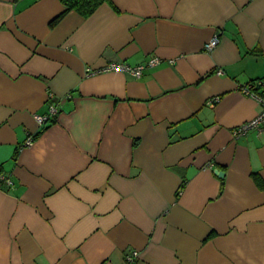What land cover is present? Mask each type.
<instances>
[{
	"label": "crops",
	"instance_id": "0c3cea01",
	"mask_svg": "<svg viewBox=\"0 0 264 264\" xmlns=\"http://www.w3.org/2000/svg\"><path fill=\"white\" fill-rule=\"evenodd\" d=\"M63 11L0 0V264H264V131L232 137L262 109L264 0Z\"/></svg>",
	"mask_w": 264,
	"mask_h": 264
},
{
	"label": "built area",
	"instance_id": "2783aa9c",
	"mask_svg": "<svg viewBox=\"0 0 264 264\" xmlns=\"http://www.w3.org/2000/svg\"><path fill=\"white\" fill-rule=\"evenodd\" d=\"M219 42H220L219 38L214 37L204 45V50L206 52L213 51L219 45ZM161 63L162 62L160 58L157 57H151L146 63L140 64L138 66H130L121 62H112L98 71H89V73L97 74V73H109V72H122L131 75L135 78H141L144 75L145 71L161 65ZM169 63L173 64L174 62L171 61ZM217 74L222 75L223 72L219 71L217 72ZM263 87H264V81L262 80V81H254L248 83L240 89V92L243 95L257 100L261 104L262 109L260 113L256 116V118L232 130V137L234 140H239L245 137L251 131H257L259 133H262L264 131V96L260 92V90ZM218 101H219V97H216L210 102V104L215 105L216 103H218ZM58 112H59V108L57 106H51L47 115L36 116L35 120L39 126L41 127L45 126L47 123H49L56 117ZM32 144H33V138L30 137L26 142V146H30ZM0 184L11 186L12 182L6 176L0 174ZM139 257H140L139 252L130 251L126 254L125 264H136L137 261L139 260Z\"/></svg>",
	"mask_w": 264,
	"mask_h": 264
},
{
	"label": "trees",
	"instance_id": "16d2710c",
	"mask_svg": "<svg viewBox=\"0 0 264 264\" xmlns=\"http://www.w3.org/2000/svg\"><path fill=\"white\" fill-rule=\"evenodd\" d=\"M60 2L64 7V11L50 23L51 27L56 26L68 13L72 11L78 13L84 18H88L92 16L103 4L110 3V0H60Z\"/></svg>",
	"mask_w": 264,
	"mask_h": 264
},
{
	"label": "water",
	"instance_id": "95a60500",
	"mask_svg": "<svg viewBox=\"0 0 264 264\" xmlns=\"http://www.w3.org/2000/svg\"><path fill=\"white\" fill-rule=\"evenodd\" d=\"M215 174L221 179H223L225 176V173L223 171H220V170H216Z\"/></svg>",
	"mask_w": 264,
	"mask_h": 264
}]
</instances>
